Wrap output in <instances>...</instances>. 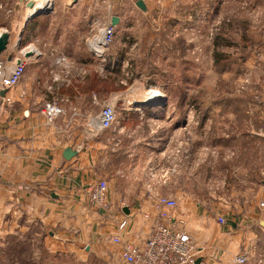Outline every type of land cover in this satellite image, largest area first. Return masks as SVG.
Segmentation results:
<instances>
[{
	"label": "rangeland",
	"instance_id": "obj_1",
	"mask_svg": "<svg viewBox=\"0 0 264 264\" xmlns=\"http://www.w3.org/2000/svg\"><path fill=\"white\" fill-rule=\"evenodd\" d=\"M102 1L111 3L99 14L105 22L92 27L85 38L98 35L112 17L117 23L111 24L104 56L94 57L87 66L91 75L83 83L91 88V107L64 110L65 115L76 113V125L67 126L64 120L44 127L61 134L82 131L84 114L93 116L108 106L115 118L102 132L106 144L117 153L132 142L135 149L131 158L126 153L119 160L105 155L106 183L127 167L128 182L138 184L143 197L152 194L176 201L173 215L182 218L185 227L193 225L197 203L212 209L216 222L218 216L229 218L227 209L244 211L264 185V0H142L145 11L136 7L137 0L118 1L115 8L116 0ZM27 11L19 0H0V25L9 34L12 58L28 45L34 54L50 51L51 38L66 23L63 18L50 21L52 12L37 16L19 37ZM3 55L0 61H5ZM61 62L58 75L67 68ZM78 65L75 61L68 67ZM26 68L27 63L10 89L13 96L0 99V110L2 105L18 104V96L24 101V93L17 90ZM64 79L58 76L54 82L65 84ZM68 79L79 84L77 78ZM39 90L27 94L29 108L38 98L40 104L66 103L60 89L52 94ZM155 92L160 98L145 102ZM94 100L104 102L99 108ZM40 107L29 110L40 113ZM21 218L15 224L24 231L0 233V264H122L111 241L93 242L87 248L84 243L79 253L64 252L51 243L46 227ZM1 219L11 221L8 215L0 216V223ZM210 222L208 227L214 225ZM236 223L244 228L252 224L259 232L257 221Z\"/></svg>",
	"mask_w": 264,
	"mask_h": 264
},
{
	"label": "crops",
	"instance_id": "obj_2",
	"mask_svg": "<svg viewBox=\"0 0 264 264\" xmlns=\"http://www.w3.org/2000/svg\"><path fill=\"white\" fill-rule=\"evenodd\" d=\"M118 1L122 0H116L113 5H117ZM51 6L53 14L50 21L63 18L66 23L58 35L51 38L53 46L50 51L37 54L32 51V56L24 57V52L31 49L28 45L12 58L9 56L12 46L1 56L11 67L17 60H24L27 63V73L17 90L18 93H24V101L18 96V104L12 103L6 107L2 105L3 110H0V216L8 215L11 218L10 223L1 219L0 233L9 236L13 231H24L22 227L16 228L15 224L22 217L23 220L34 221L46 227L49 239L57 249L79 253L80 246L84 243L87 248L100 241L110 242V237L118 233L117 220L126 218L128 224L125 238L137 243L150 233L155 215L148 195L143 197L144 194L138 191V184L128 182L127 167L118 171L117 178L112 182L107 181L109 212L92 209L87 203L86 188L98 180H104L102 165L107 159L105 155H115L119 160L126 153V158H131L130 151L135 149L134 142L125 148V152L117 153V150L108 147L102 133L106 128L100 126L105 105L98 112L96 110L93 116L83 115L84 118L86 116V122L82 131L61 134L54 132L53 128L44 127L48 124L46 114L50 116L49 122L52 125L65 120L69 123L67 126H73L79 123L74 117L76 113L65 115L64 110H83L85 105L91 107L92 91L84 86L83 81L89 79L91 69L87 66L97 57L88 48L85 37L92 27L101 26L105 22L99 14L106 13L111 3L107 4L102 0H51ZM80 12L82 14L77 17ZM90 13H96V16L92 18ZM30 21L23 28L22 35L28 29ZM70 21L73 26H68L72 25ZM2 26L0 25V33L7 31ZM63 27L69 28L66 30ZM28 33L26 35L31 36ZM60 60L67 65L65 74L62 75H58L56 69L57 64L62 63ZM75 61L80 67L69 69V63L73 64ZM94 73L97 74V70ZM58 76H66V83L56 84L54 78ZM69 77L77 78L79 84H71ZM53 89L66 94L64 106L55 101L40 104L41 99L38 98L34 102L37 104L32 103L29 108L27 94L32 90L52 94ZM14 93L10 90L4 95L10 98ZM103 102L93 101L99 108ZM36 106L37 109L41 106L40 113L29 110ZM81 123L84 124L82 121ZM66 148L74 150L76 156L65 160L62 154ZM131 188L132 192L129 191ZM123 200L133 201L126 203ZM262 204L264 185L244 211L238 207L225 211L229 216L226 218V226L214 221L212 209H206L203 203H197L194 218H190L193 225L185 227V230L199 249V264H236L235 258L242 253L249 254L243 264H264V229L260 226V222L264 220ZM124 207L128 209L127 214L122 211ZM175 216L178 217L176 214ZM177 219L182 220L180 217ZM210 221L214 225L208 227ZM237 221H257L259 232L252 229V224L244 228ZM113 247L119 252L117 246Z\"/></svg>",
	"mask_w": 264,
	"mask_h": 264
},
{
	"label": "built area",
	"instance_id": "obj_3",
	"mask_svg": "<svg viewBox=\"0 0 264 264\" xmlns=\"http://www.w3.org/2000/svg\"><path fill=\"white\" fill-rule=\"evenodd\" d=\"M26 8L32 7L36 0H19ZM51 0H47V3ZM104 2V1H103ZM31 4V6H29ZM113 32L110 23L99 29L98 35L86 40V44L92 54L97 58L104 56ZM26 62H15L11 67L9 62L0 61V94L12 89L21 79L25 71ZM0 99H6L5 95ZM45 114V113H44ZM46 122L51 120L46 114ZM115 118L112 108L104 107L101 113L100 126L107 128ZM107 183L98 180L86 188L87 203L90 208L100 210L104 213L110 211L107 200ZM147 198L152 201L154 213L153 224L148 236L137 243L125 238L128 220L119 218L117 220L118 233L110 237L113 245L119 249V257L122 264H194L198 258L199 249L190 234L185 230L182 220L175 218L173 211L177 204L174 199L148 194ZM264 207V204H262ZM217 224L226 225L227 221L217 217ZM249 254L242 253L235 258L236 264L247 261Z\"/></svg>",
	"mask_w": 264,
	"mask_h": 264
},
{
	"label": "water",
	"instance_id": "obj_4",
	"mask_svg": "<svg viewBox=\"0 0 264 264\" xmlns=\"http://www.w3.org/2000/svg\"><path fill=\"white\" fill-rule=\"evenodd\" d=\"M135 5L136 7H138L140 10L142 11H145L146 8H145V4L143 3L142 0H137L135 2ZM31 6V4L29 5ZM52 12V6H51V3L50 4H46V6L42 9V10H39L31 15H29L27 18H25V21H24V26L23 28L25 27L26 23L34 18H36L37 16H41V15H47V14H50ZM117 23V18L116 17H112L111 19V24L112 25H115ZM22 28V30H23ZM22 30L20 32V35L19 37L22 36ZM8 45H9V34L7 33V31H3L0 33V55L3 54L7 48H8ZM32 50H29V51H25L24 52V57H30L32 56ZM20 60H17V63H19ZM4 95V92H2L0 94V96H3ZM63 158L65 160H70L72 157L76 156V152L74 150H71L70 148H66L64 151H63V154H62ZM122 211L127 214L128 212V209L126 207L122 208ZM260 226L264 229V221H261L260 222ZM200 262V259L198 258L194 264H199Z\"/></svg>",
	"mask_w": 264,
	"mask_h": 264
},
{
	"label": "bare ground",
	"instance_id": "obj_5",
	"mask_svg": "<svg viewBox=\"0 0 264 264\" xmlns=\"http://www.w3.org/2000/svg\"><path fill=\"white\" fill-rule=\"evenodd\" d=\"M51 2H48L47 3V0H36L35 1V4L32 6V7H29V8H27V13H26V17L25 18H27L29 15H31V14H33V13H35V12H37V11H39V10H42L45 6H46V4H50ZM17 62V61H16ZM4 96V95H3ZM2 97V96H1ZM160 97L158 96V93L157 92H155V93H153V95H151L150 97H149V99H146L145 100V102H152V101H154V100H157V99H159Z\"/></svg>",
	"mask_w": 264,
	"mask_h": 264
}]
</instances>
